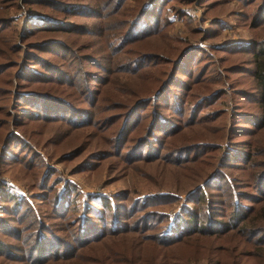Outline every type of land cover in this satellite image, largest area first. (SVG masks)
Returning a JSON list of instances; mask_svg holds the SVG:
<instances>
[{
  "label": "rangeland",
  "instance_id": "obj_1",
  "mask_svg": "<svg viewBox=\"0 0 264 264\" xmlns=\"http://www.w3.org/2000/svg\"><path fill=\"white\" fill-rule=\"evenodd\" d=\"M28 1H15V9L10 1L0 9V62L15 58L13 43L25 47L17 35L36 20L50 17L53 32L32 27L24 40L55 41L32 47L44 57L45 68L27 59L21 71L26 83L22 79L16 85L15 67L0 69V88L8 90H0V120H6L0 127V264H177L175 243L167 242L180 233L175 223L188 217L191 199L208 198L198 205L200 220L202 210L228 220L216 215L226 206L222 182L241 186L255 170L234 164L239 161L230 158L232 148L248 141L254 158L264 153V126L248 131L226 125L236 110L234 100L247 107L234 97L238 89L255 85L243 66H251V47L264 39V19L251 15V3L258 0ZM136 38L159 52L157 60L174 57L182 47L186 51L158 97L166 107L154 125L161 137L136 142L122 154L130 131L115 148L117 134L108 132L111 117L105 116L144 84H154L147 77L154 67L127 49ZM76 52L91 56L78 65L79 71L70 65ZM204 58L208 61L198 67ZM170 64L157 65L161 76ZM185 70L188 75L180 73ZM93 71L98 79L90 75ZM39 72L48 76L39 77ZM209 72L213 75L203 77L202 84L194 83ZM205 84L215 94L201 100ZM19 88L26 93L15 94ZM37 90L56 96L39 97ZM31 110L36 114L31 116ZM146 123L147 118L139 124ZM68 220L80 226L71 231ZM192 259L184 262L204 261Z\"/></svg>",
  "mask_w": 264,
  "mask_h": 264
},
{
  "label": "trees",
  "instance_id": "obj_2",
  "mask_svg": "<svg viewBox=\"0 0 264 264\" xmlns=\"http://www.w3.org/2000/svg\"><path fill=\"white\" fill-rule=\"evenodd\" d=\"M10 1L12 2L10 6H12L13 9H15L17 0H6L4 2H0V9L5 8L6 6L4 5ZM15 1L16 4L14 5ZM185 1L186 2L180 0V3L182 4L191 3V0H185ZM23 2L30 3L28 0H23ZM253 3L254 2L251 3L252 4L251 15L259 18L262 17L264 19V0L256 1L254 5ZM262 3L263 5H260ZM198 6L202 7V9L204 8V5L202 4H198ZM140 10H142V7H140L138 11L140 12ZM0 17H2V14H0ZM1 19L2 18H0V20ZM49 20L50 17H45V21L36 22L37 21L36 20L33 24H31V26L32 27L38 26L37 28L44 27V29H50L45 32H53L51 31L52 29L49 28L52 25L53 21H49ZM64 21L67 20L65 19ZM70 24L78 25L76 22H72ZM32 27L27 28L24 26L23 27L24 29L22 28L23 30L20 31L17 35L18 37H21L20 41L21 40L24 41L23 45L25 47L23 46L20 47L19 46L20 44L16 45L15 43L12 44L11 42L12 46L15 48L13 50V53H15V58L11 60L12 62L9 64L6 63V61L0 62V69L4 68L2 71H5L11 66L15 67V70H17V72L15 73L17 77V82H16L17 86L22 83V79H24L25 83L27 82L26 76H23L21 72L23 69L22 67L26 63L27 59L33 57L35 59V62L40 64L39 66L41 68L43 69L45 68V63H42L41 61L44 59V57L34 54L33 50L35 48L32 47L34 46L38 47V45H42L39 47H46L45 45H48L52 41H55V39H49L45 41L44 44V42L38 43L40 41L37 40L35 41L24 40L26 37L25 34L29 33ZM35 32L37 31L32 30L31 33L34 34ZM40 32H44V31H40ZM33 34H29V35H33ZM127 38L129 37L126 38L123 37V40H126ZM140 40L142 39L136 38L135 41L129 40L127 42L128 45L127 49H130V53H135L134 57L138 58L139 61L146 60L148 61L147 62L148 65L154 67L155 71L149 72V74L147 75V77L152 82H154V84L153 85H150L149 83L144 84L143 86H141V89L139 91L132 92V95H134L132 99H129L128 101H121V102L118 101V103H121L119 104V106L122 105L120 109H117V111L109 113L105 116L106 118L111 117V120L110 122H108L106 127V129H108V132L117 134L116 142H113L115 148H117L120 145V143L122 142L120 141L121 139L125 140L126 131L128 129L130 131L128 133L127 139L125 140V146L121 150L122 154H124L125 149L128 147L130 148V146L135 148L136 146H134V144L136 142H140L143 139H145L146 142H148L150 140V138L148 137L150 136H153L154 138L158 137V139L159 137H161V135L158 134L159 130L154 125H156L157 118L164 117L162 111L163 108L166 107L162 106L161 102L158 100V97L162 94V91L167 87L168 81L174 79L173 77L174 74L172 71L173 66L179 60L180 56L186 51V48L182 47L174 57L163 58L164 60H157L156 57L159 55V52L153 48L147 47L144 44V41H140ZM56 44H58L59 46V42H56ZM60 45L67 48V45L64 44H60ZM141 46H145L147 47V49L141 48ZM251 48H252L250 50L251 55L249 59L251 66L247 64L246 66L244 65L243 67H248L247 70L251 75V77L255 80V85L253 86V90H250L246 87L244 88L242 87L238 89V92H236L237 94H235L234 97L244 100L247 107H242L241 105L242 101H240L239 99L234 100L233 105L236 106L235 108L236 110H234V112L232 113L231 122L229 119V122L226 124L227 126L229 125V127L232 125L231 126L232 128L236 127L239 130H248V131H250L252 127L262 128L264 126V39L260 40L259 42H256L254 45H252ZM20 53L21 56L19 58L18 55ZM72 57L74 59L70 63L71 68L73 70L77 69L78 71H79L78 65L84 59H89V60L91 59V56L89 54H83L82 52H76V54L72 55ZM206 60L208 61V58H204L203 60H201L198 63V67L201 66V64L204 63ZM168 61H170L171 63L169 70L166 72L164 76H161L163 69L158 68L157 65L159 63H168ZM91 66L94 67L96 65L91 64ZM218 68H219L218 66L214 68V70L212 71L213 74L218 73L219 71ZM59 72L62 71L59 70ZM188 72L189 70H185L180 73L188 75ZM212 72H209L207 75L204 74V76L196 77L194 79V83L202 84L201 79L205 76L207 78H210L213 75V74L210 75V73ZM42 73L39 72L38 74H42ZM75 75L72 77V80L75 79ZM90 75L92 77H96V79L99 78L98 73H96L95 71L90 72ZM223 75L224 74L222 72L221 77H223ZM37 76L46 77L48 75L42 74ZM62 76L65 77V79L68 78L63 73ZM49 77H53V76H49ZM55 79L59 80V76H55ZM147 80L148 79L146 78L145 81ZM207 85L208 84L201 86L205 88V86ZM20 87H24V86H20ZM21 89L22 88H19L15 94L24 95V93L26 92ZM0 90H4L2 93L8 92V90H5L3 88H0ZM89 91L95 92V89ZM202 93L204 94L206 93V94L202 95L201 92H199V94L202 95L200 97L201 100L210 99L215 94L214 91H211L210 86H207L206 89L202 91ZM36 94L40 95L39 97H45V98L46 97L55 98L56 96L50 94V92L46 90H37ZM187 95H191V93ZM163 102L165 104L167 103L165 99H163ZM41 104L46 105L44 103ZM142 104L146 105L144 111L140 109V106ZM156 104H159L160 107H158ZM178 106L179 104H177L175 107ZM19 107L23 108V105L21 104V106ZM167 110H169V108H167ZM202 113L201 114L198 113L197 117L200 118L199 116L200 115L202 116ZM30 114L32 116L35 115L36 113L35 111L33 112V110H31ZM233 114L236 115V118H234ZM229 115L230 113L228 114V118ZM145 118H147L146 126H140L139 123L143 122ZM19 119L20 120L22 119V115L20 116ZM166 119L168 121V124L173 123V121H171L169 118ZM233 119L237 120V122H234ZM20 120H16V121H20ZM119 120L120 123L115 124L117 121L119 122ZM0 122H1L0 123V127H1L6 122V120H0ZM20 123H22V121H20ZM176 124L173 125V127L171 128L172 132L177 128L175 127L178 126ZM153 129L156 130L155 134H153L154 133ZM142 135L144 136L142 137ZM243 143L246 144L244 146L235 145L232 148L233 153H231L230 155V158L234 159L233 160L234 162L236 161L239 162L236 163L227 162V163L230 164L244 163L245 165H247V168H253L255 170L250 178H245V180L242 182L243 185L241 184V186H239L237 182H230L229 180H227L228 182H222L223 186L225 187L224 197L227 198L226 201L224 200L226 206L222 208L223 214L217 213L216 215H226L228 220L230 221L224 220L219 216H214V215L211 216L212 214L206 210H202L204 211L205 216L203 217V219L200 220V217L202 216L203 212L201 214V212L198 210V205L201 203V201H204V199L208 200V198H205L204 196L192 198L191 200L194 201V204L190 205V209L187 208L188 217L180 218L175 223L176 227L177 226L179 227L180 225V229H179L180 233L178 235H175L173 237V240L167 242L169 245L175 243V245L173 246L174 247L173 250H175V252H173L174 253L173 256L175 257V259H177V264H189V262L186 263L184 262V260H188V257H191L193 258L192 260H196V261L197 258L204 260L203 262H201V264H264V153H261L259 154V157L254 158L251 149L247 147L249 142L245 141ZM177 149H179V147H177ZM252 162L254 167H252L253 165H251ZM229 178H231V176ZM203 184L204 182L202 183V185ZM199 188H200L199 185L194 187V189H199ZM244 199H248L249 202L245 203ZM224 202L222 203L221 200L220 203L224 204ZM186 207L187 206H184V208ZM66 223L67 225H70L69 229L71 231H73L75 227L78 228V226H80V222L78 220H76L72 224H70L69 220ZM44 238L45 236L42 237V239ZM182 246L186 248H182L180 251H178L176 247H182ZM183 252L186 254H183ZM163 253L166 252L162 251V254Z\"/></svg>",
  "mask_w": 264,
  "mask_h": 264
}]
</instances>
